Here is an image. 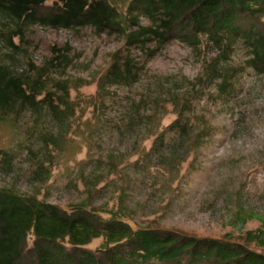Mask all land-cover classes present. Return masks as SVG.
I'll return each mask as SVG.
<instances>
[{"label":"rangeland","instance_id":"obj_1","mask_svg":"<svg viewBox=\"0 0 264 264\" xmlns=\"http://www.w3.org/2000/svg\"><path fill=\"white\" fill-rule=\"evenodd\" d=\"M108 1L121 20L109 32L0 19V65L29 85L39 80L41 90L36 109L1 114L0 189L114 215L133 229L264 252L246 235L264 231V71L248 66L247 42L224 50L205 36L195 48L176 38L129 44L130 0ZM56 3L45 0L43 10ZM255 24L264 30V17ZM125 59L135 75L110 83L111 65ZM218 71L232 75L230 89H220ZM179 116L185 135L169 128ZM33 240L29 233L26 248ZM102 243L84 248L99 254Z\"/></svg>","mask_w":264,"mask_h":264},{"label":"trees","instance_id":"obj_2","mask_svg":"<svg viewBox=\"0 0 264 264\" xmlns=\"http://www.w3.org/2000/svg\"><path fill=\"white\" fill-rule=\"evenodd\" d=\"M58 1L59 5L43 10L45 0H0V19L19 27L89 25L98 33L121 27L119 14L108 0ZM140 16L149 24H141ZM262 17L264 0H130L126 18L132 29L125 36L127 43L140 46L151 41L162 46L176 38L193 48L205 36L223 50L242 39L250 50L248 66L264 71V30L255 24ZM4 38L12 44L11 34ZM218 73L220 89H230L232 75ZM134 75L132 62L125 59L111 65L107 78L110 83H127ZM38 83L29 85L0 65V117L15 105L36 109L41 93ZM48 105L54 110L51 100ZM169 128L182 135L188 131L182 116ZM29 233L34 240L26 248ZM246 235L264 248V231H247ZM98 237L103 238L99 254L84 248ZM0 264H264V252L219 238L133 229L114 215L104 219L82 206L68 212L34 196L0 189Z\"/></svg>","mask_w":264,"mask_h":264}]
</instances>
